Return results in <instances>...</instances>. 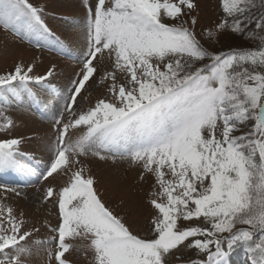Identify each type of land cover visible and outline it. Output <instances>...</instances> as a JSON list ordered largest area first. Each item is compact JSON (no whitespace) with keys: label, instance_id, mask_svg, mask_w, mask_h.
Returning <instances> with one entry per match:
<instances>
[{"label":"snow or ice","instance_id":"1","mask_svg":"<svg viewBox=\"0 0 264 264\" xmlns=\"http://www.w3.org/2000/svg\"><path fill=\"white\" fill-rule=\"evenodd\" d=\"M219 4V22L201 35L215 41L230 33L249 47L205 48L195 0H84L86 52L59 117H52L54 158L37 172L24 162L20 139L0 140V174L47 180L70 173L59 191L49 186L45 193L46 200L57 197L60 222L48 240H30L39 229H26L0 200V264H28L34 245H47L48 264H71L66 254L78 240L87 242L91 264H233L237 250L247 264H264V0ZM42 11L28 0H0V25L37 45L49 42ZM105 55L111 70L100 83L107 82L111 99L74 110ZM33 71L19 64L0 75V130L12 128L3 114L22 92L39 103L28 85L43 84L53 70ZM76 129L83 131L70 140ZM89 153L130 160L154 178L145 235L105 205L82 165L73 170L75 157ZM0 188L21 195L14 186Z\"/></svg>","mask_w":264,"mask_h":264},{"label":"rangeland","instance_id":"2","mask_svg":"<svg viewBox=\"0 0 264 264\" xmlns=\"http://www.w3.org/2000/svg\"><path fill=\"white\" fill-rule=\"evenodd\" d=\"M28 2L43 10L42 19L53 36L49 42L41 41L37 45L35 39L31 42L28 39H21L0 25V75L13 72L17 65L22 64L25 68L33 67L34 71L30 75L44 76L49 70H53V76L43 84H37L35 81L30 83L35 86L34 93L39 102L34 103V107L32 103L29 106L24 94L21 99L7 106L3 115L13 121V126L10 130H0V140L20 139V151L26 154L24 162L28 167L41 172L54 158L57 144V130L53 126L52 117H59L64 98L82 67L80 58L86 52L87 46L84 30L86 10L84 0H28ZM95 2L96 0H91L93 5ZM195 2L198 10L193 15H196L199 21L196 27L197 38L205 48L210 52L219 53L250 46L246 40L230 33L220 34L215 41L203 37L201 32L212 28L223 14L219 0ZM51 39L55 42L51 44L52 46ZM61 46L70 55L61 52ZM97 68V73L77 97L74 110L78 112L93 107L101 98L111 99L107 92V82L100 83L103 74L111 70V61L107 55L99 61ZM64 115L67 120L68 114ZM3 123L5 121L0 117V124ZM82 131L83 129L70 130L69 139L75 140ZM75 159L80 161V165H73V170L82 165L86 170L85 175H92L95 178L97 182L95 187L105 205L125 218L134 233L145 235L154 213L149 203L154 178L143 173L140 166L127 159L117 158L114 162L109 158L102 161L91 153ZM142 175L144 179H141ZM69 178L70 173L66 175L63 172L55 173L47 180L11 171L0 174V185L14 186L21 193L20 196H16L10 192L5 193L3 188H0V200L13 207L18 218L23 217L26 229H39L38 232H33L30 240H48L53 235L50 228L60 222L59 209L55 195L51 199H45L46 189L51 186L59 191ZM5 196L7 199H4ZM74 243L77 247L70 254H66L71 264H91L92 254L87 250V242L78 240ZM46 248L47 245H34V254L28 260V264H48ZM191 255H193L191 252L185 253L186 257ZM232 260L233 264H247L246 255L242 250H237L232 255Z\"/></svg>","mask_w":264,"mask_h":264}]
</instances>
